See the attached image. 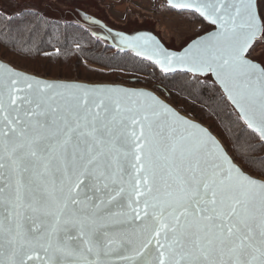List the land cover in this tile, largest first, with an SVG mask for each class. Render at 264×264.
Here are the masks:
<instances>
[{"label":"snow or ice","instance_id":"6c2138e0","mask_svg":"<svg viewBox=\"0 0 264 264\" xmlns=\"http://www.w3.org/2000/svg\"><path fill=\"white\" fill-rule=\"evenodd\" d=\"M165 6L204 26L179 52L119 44L213 77L241 136L225 143L147 91L0 63V264H264V0Z\"/></svg>","mask_w":264,"mask_h":264},{"label":"trees","instance_id":"16d2710c","mask_svg":"<svg viewBox=\"0 0 264 264\" xmlns=\"http://www.w3.org/2000/svg\"><path fill=\"white\" fill-rule=\"evenodd\" d=\"M160 1L164 2L154 3L155 15L161 8ZM2 8L1 5L0 59L17 69L49 79L147 88L208 126L221 140L228 136L234 141L241 136L243 125L211 76H201L197 83L191 73H164L152 61L133 51L118 49L80 23L57 19L37 9L22 7L7 14ZM165 10L176 14L167 7ZM191 26L193 35L204 27L199 22H192ZM253 142L259 146L258 141Z\"/></svg>","mask_w":264,"mask_h":264},{"label":"rangeland","instance_id":"374dc122","mask_svg":"<svg viewBox=\"0 0 264 264\" xmlns=\"http://www.w3.org/2000/svg\"><path fill=\"white\" fill-rule=\"evenodd\" d=\"M156 0H0L7 14L22 9H37L47 15L74 21L89 28L98 38L120 50L133 49L119 44V35H152L170 51H180L184 40L194 31L187 19L166 11L160 1L158 15L153 12ZM165 2V0H164ZM163 2V3H164ZM165 5V4H164ZM110 30V31H109ZM262 50V49H261ZM261 50H258L260 53ZM164 98V97H163Z\"/></svg>","mask_w":264,"mask_h":264},{"label":"water","instance_id":"95a60500","mask_svg":"<svg viewBox=\"0 0 264 264\" xmlns=\"http://www.w3.org/2000/svg\"><path fill=\"white\" fill-rule=\"evenodd\" d=\"M153 36V34L151 35ZM158 39V37H156ZM159 40V39H158ZM160 41V40H159ZM160 43L165 47V45L160 41ZM166 48V47H165ZM167 49V48H166ZM170 51V50H169ZM174 52H179V51H174ZM0 63L5 64L11 68H13L14 70L24 74V75H28L37 79H41L43 81L46 82H50V83H74V84H78L80 86L83 87H97V88H108V87H117V88H124L126 90H134V91H147L149 93H152L154 95H156L159 99H161L162 101H164L165 103H167L170 107H172L173 109H175L182 117L196 123L199 124L203 127H205L206 129H208L210 132H212L213 135H215L217 138H219L208 126L204 125L203 123L196 121L190 117H188L187 115H185L184 113H182L178 108H176L175 106H173L171 103H169L165 98H163L159 93L147 89V88H141V87H132V86H127V85H123V84H109V83H89V82H82V81H76V80H64V79H49V78H45L39 75H35L20 69H17L16 67L12 66L10 63L0 59ZM176 72H187L183 69H174L168 73H176ZM189 73V72H187ZM213 78V77H212ZM214 80V78H213Z\"/></svg>","mask_w":264,"mask_h":264}]
</instances>
